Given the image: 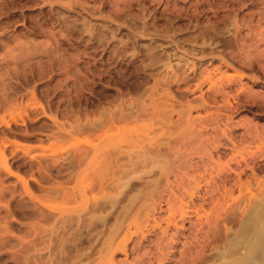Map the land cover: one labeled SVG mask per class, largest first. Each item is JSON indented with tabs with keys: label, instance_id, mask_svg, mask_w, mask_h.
I'll return each instance as SVG.
<instances>
[{
	"label": "rangeland",
	"instance_id": "374dc122",
	"mask_svg": "<svg viewBox=\"0 0 264 264\" xmlns=\"http://www.w3.org/2000/svg\"><path fill=\"white\" fill-rule=\"evenodd\" d=\"M263 197L264 0H0V264H220Z\"/></svg>",
	"mask_w": 264,
	"mask_h": 264
},
{
	"label": "bare ground",
	"instance_id": "6f19581e",
	"mask_svg": "<svg viewBox=\"0 0 264 264\" xmlns=\"http://www.w3.org/2000/svg\"><path fill=\"white\" fill-rule=\"evenodd\" d=\"M166 122V121H165ZM150 134V133H149ZM158 142V140H156ZM142 151V150H141ZM149 151V150H148ZM144 152V151H143ZM154 152V151H153ZM162 152V151H161ZM140 153V152H138ZM142 153V152H141ZM152 153V152H151ZM156 153V152H155ZM162 153H166L165 151ZM169 153V152H168ZM146 154V153H145ZM161 154V153H160ZM159 154V155H160ZM150 155V154H148ZM152 156V155H151ZM164 156V155H160ZM154 157V156H153ZM161 157V158H162ZM167 157V156H165ZM144 158V157H143ZM157 158V156L155 157ZM164 158V157H163ZM146 159V158H145ZM144 159V160H145ZM149 160V158H148ZM144 163V161L142 162ZM133 186V185H132ZM131 186V188H132ZM142 192V191H141ZM140 192V193H141ZM128 193V192H127ZM128 195V194H127ZM126 197V196H125ZM122 198H120L121 200ZM125 199V198H124ZM132 200V199H131ZM257 202V201H256ZM123 203V202H122ZM113 204V203H112ZM119 204V202H118ZM123 206V204H121ZM126 207V206H125ZM124 208V207H123ZM100 210V209H99ZM122 212V210H121ZM112 213V212H111ZM113 214V213H112ZM120 214V213H119ZM118 214V216H119ZM113 219V218H112ZM111 222V221H109ZM107 222V224L109 223ZM115 222V220H114ZM117 222V221H116ZM125 222V221H124ZM117 224V223H116ZM103 225V224H102ZM123 225V224H122ZM114 226V225H113ZM111 227V226H110ZM228 250L219 255L220 264H264V197L255 203L247 216L239 221ZM120 228V227H119ZM95 229V228H94ZM99 229V228H98ZM85 230V228H84ZM93 230V229H91ZM106 231V229H105ZM84 232V231H83ZM92 233V232H90ZM110 234V233H109ZM84 235H81L82 237ZM90 236V235H89ZM115 236V235H114ZM79 237V236H78ZM103 237V236H102ZM110 237V236H109ZM77 238V237H75ZM108 238V237H107ZM87 239V238H86ZM108 240V239H107ZM83 242V241H82ZM113 242V241H112ZM80 243V242H79ZM99 243V241H98ZM112 244V243H111ZM78 245V244H77ZM81 245V244H80ZM97 245V244H96ZM103 245V244H102ZM84 246V245H83ZM82 246V247H83ZM113 246V245H112ZM222 246V245H221ZM110 247V246H109ZM74 248V247H73ZM108 248V247H106ZM225 248V247H224ZM82 249V248H81ZM109 249V248H108ZM107 250V249H105ZM108 251V250H107ZM220 252V251H219ZM103 253V252H102ZM68 256V255H67ZM87 256V255H86ZM66 257V256H65ZM69 257V256H68ZM88 257H90L88 255ZM84 258V257H83ZM91 258V257H90ZM63 259V258H62ZM69 259H72L69 257ZM214 259V258H213ZM67 260V259H66ZM85 260V259H84ZM88 260V258H87ZM87 260H85L87 262ZM65 261V260H64ZM83 261V260H82ZM59 262V261H58ZM66 262V261H65ZM84 262V261H83ZM85 262V263H86ZM64 263V262H63ZM91 263V262H90ZM62 264V263H60ZM87 264V263H86Z\"/></svg>",
	"mask_w": 264,
	"mask_h": 264
}]
</instances>
